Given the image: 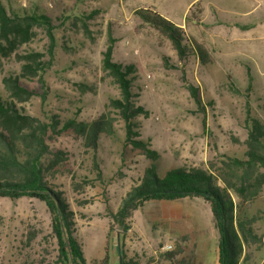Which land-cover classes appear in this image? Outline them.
<instances>
[{
	"label": "rangeland",
	"instance_id": "1",
	"mask_svg": "<svg viewBox=\"0 0 264 264\" xmlns=\"http://www.w3.org/2000/svg\"><path fill=\"white\" fill-rule=\"evenodd\" d=\"M220 1L221 12L208 8L204 16L196 3L185 20L188 38L210 54L211 63L202 66L194 56L180 62L169 40L135 15L138 9L157 13L167 9L179 18L186 5L179 0H0L19 16L44 14L54 26L52 64L42 73V84L37 78H20L35 93L20 108L46 124L58 121L56 130L69 119L96 118L110 99L119 97L117 85L102 69V54L111 35L113 61L137 69L133 92L136 103L147 112L138 117L139 134L159 156L158 175L198 168L219 178L221 161L245 159L246 102L251 114L264 122V3ZM85 15L90 17L84 21ZM33 32L10 54L0 52L3 96L2 79L20 74L22 56L34 52L48 60L44 32ZM187 84L198 88L204 114L196 109ZM122 127L117 120L116 135L101 138L95 160L98 169L71 130L47 136L49 149L64 157L62 165L50 171L48 186L59 192L72 214L73 234L86 264L102 258L106 242L110 264H122L117 234L125 260L133 264H170L163 257L168 245L170 251H178L175 264H219L220 235L210 204L202 198L143 202L126 219L128 230L122 240L123 230L110 214L120 209L151 163L139 150L125 146ZM230 198L236 214L244 210L254 220L255 243L245 251L249 264H262L264 185L254 200L231 192ZM0 264H66L59 254L52 213L43 201L0 197Z\"/></svg>",
	"mask_w": 264,
	"mask_h": 264
},
{
	"label": "trees",
	"instance_id": "2",
	"mask_svg": "<svg viewBox=\"0 0 264 264\" xmlns=\"http://www.w3.org/2000/svg\"><path fill=\"white\" fill-rule=\"evenodd\" d=\"M135 15L143 24L169 40L180 62L194 56L202 66L211 63L207 49L190 40L183 28L150 9H138ZM89 17L90 15H85L82 19L85 21ZM83 27L87 29L86 23ZM34 29H41L48 40V60H43V54L34 52L22 56L21 60L25 63L21 66L20 74L2 79L5 96L0 93V197L14 200L26 196L43 201L52 213V227L58 240L61 261L66 264H86L81 246L73 234L72 214L68 212L59 192L48 186L50 171L62 165L64 157L62 152H52L49 149L47 136L49 132L58 135L71 130L81 140L83 149L91 154L98 169L95 160L100 140L116 135L115 122L120 120L123 124L125 146L139 150L151 162L144 170L139 184L127 194L120 209L110 214L123 230L122 240L128 230L126 219L143 202L172 201L185 197L202 198L210 204L212 218L220 235L219 264H249V254L245 248L250 243H255L254 220L244 210H239L236 214L237 209L230 198L231 192L245 200H254L264 185V122L251 114L249 104H245V159L226 158L221 161L219 178L198 168L171 169L160 177L155 166L159 156L150 149L148 140H142L139 134L138 117L146 116L147 112L136 103L133 92L137 69L133 64L124 65L113 61L115 40L111 35L102 54V69L117 85L119 97L110 99L96 118L91 121L69 119L56 130L58 121L46 124L22 111L19 105L28 102L35 93L25 88L20 78H37L43 83L42 73L51 66L53 60L54 26L44 14L19 16L0 2V52L3 55H8L19 45L27 43L34 36ZM186 89L198 112L204 114L205 107L198 88L187 84ZM249 89L250 84L247 92ZM231 90L238 93L232 86ZM113 115H116L117 120ZM202 127H205L204 118ZM122 244L121 241L122 264H133L125 260ZM177 256L178 251L174 250L163 254L170 264H175ZM110 260L109 244L106 242L102 258L91 264H110Z\"/></svg>",
	"mask_w": 264,
	"mask_h": 264
},
{
	"label": "crops",
	"instance_id": "3",
	"mask_svg": "<svg viewBox=\"0 0 264 264\" xmlns=\"http://www.w3.org/2000/svg\"><path fill=\"white\" fill-rule=\"evenodd\" d=\"M182 3H186L184 10L181 11V16L178 18L175 14V12L167 10V9H161L158 13L162 15L164 18L168 19L175 25L183 28L184 32L185 30V19L187 18V14L190 12L191 8L194 4L199 3L201 4L203 15H206L207 9H212L218 12H221L222 8L219 4H221L220 0H179ZM257 2V3H264V0H237V2L246 3V2ZM152 7V6H151ZM178 20V21H176ZM254 28V27H252ZM186 34V33H185Z\"/></svg>",
	"mask_w": 264,
	"mask_h": 264
},
{
	"label": "water",
	"instance_id": "4",
	"mask_svg": "<svg viewBox=\"0 0 264 264\" xmlns=\"http://www.w3.org/2000/svg\"><path fill=\"white\" fill-rule=\"evenodd\" d=\"M121 229V228H119ZM117 250L119 251L120 250V239H119V234H117ZM120 259V257H119ZM121 260V259H120Z\"/></svg>",
	"mask_w": 264,
	"mask_h": 264
},
{
	"label": "built area",
	"instance_id": "5",
	"mask_svg": "<svg viewBox=\"0 0 264 264\" xmlns=\"http://www.w3.org/2000/svg\"><path fill=\"white\" fill-rule=\"evenodd\" d=\"M171 247H172L171 245L165 246V247H164V250H165V251H169V250H171Z\"/></svg>",
	"mask_w": 264,
	"mask_h": 264
}]
</instances>
